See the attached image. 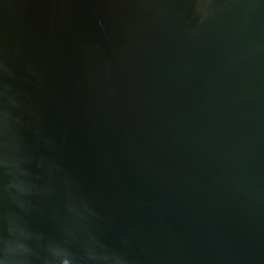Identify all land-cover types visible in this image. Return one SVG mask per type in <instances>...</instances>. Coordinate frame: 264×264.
Wrapping results in <instances>:
<instances>
[{
	"label": "water",
	"instance_id": "obj_1",
	"mask_svg": "<svg viewBox=\"0 0 264 264\" xmlns=\"http://www.w3.org/2000/svg\"><path fill=\"white\" fill-rule=\"evenodd\" d=\"M0 264H264V0H0Z\"/></svg>",
	"mask_w": 264,
	"mask_h": 264
}]
</instances>
